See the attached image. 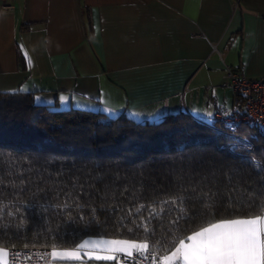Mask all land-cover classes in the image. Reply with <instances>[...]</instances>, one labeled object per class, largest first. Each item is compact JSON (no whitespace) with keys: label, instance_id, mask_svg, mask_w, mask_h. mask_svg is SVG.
I'll return each instance as SVG.
<instances>
[{"label":"trees","instance_id":"obj_1","mask_svg":"<svg viewBox=\"0 0 264 264\" xmlns=\"http://www.w3.org/2000/svg\"><path fill=\"white\" fill-rule=\"evenodd\" d=\"M239 125L186 111L139 120L0 92V247L105 237L161 257L209 223L258 214L264 131L251 126L245 143Z\"/></svg>","mask_w":264,"mask_h":264},{"label":"crops","instance_id":"obj_2","mask_svg":"<svg viewBox=\"0 0 264 264\" xmlns=\"http://www.w3.org/2000/svg\"><path fill=\"white\" fill-rule=\"evenodd\" d=\"M9 3L0 6V92H33L39 104L124 111L139 120L186 111L215 123L218 112L229 115L242 104L227 68L264 76V0ZM101 239L121 240H84ZM85 253L105 254L89 245L79 260L48 264H116L126 252L111 260ZM0 264L12 263L7 255Z\"/></svg>","mask_w":264,"mask_h":264},{"label":"snow or ice","instance_id":"obj_3","mask_svg":"<svg viewBox=\"0 0 264 264\" xmlns=\"http://www.w3.org/2000/svg\"><path fill=\"white\" fill-rule=\"evenodd\" d=\"M186 240H181L175 251L163 257L164 264H264V205L260 206L258 214L248 218L209 223L187 236ZM89 245L103 246L104 255L85 253L96 260H111L115 252L131 255L133 248H148L146 243L128 240H83L70 249L58 250L53 246L51 257L79 260L81 250ZM7 255V250L0 248V260Z\"/></svg>","mask_w":264,"mask_h":264},{"label":"built area","instance_id":"obj_4","mask_svg":"<svg viewBox=\"0 0 264 264\" xmlns=\"http://www.w3.org/2000/svg\"><path fill=\"white\" fill-rule=\"evenodd\" d=\"M3 9L11 8L9 0H0ZM232 90L241 97L242 104L232 114L224 115L218 112L216 121H221L230 129L246 123L264 131V76L249 79L239 75L234 69L227 68ZM247 143V140H242ZM8 260L13 264H45L51 259V253L39 247L7 249ZM116 264H163L161 257L152 249H136L128 253H121Z\"/></svg>","mask_w":264,"mask_h":264},{"label":"rangeland","instance_id":"obj_5","mask_svg":"<svg viewBox=\"0 0 264 264\" xmlns=\"http://www.w3.org/2000/svg\"><path fill=\"white\" fill-rule=\"evenodd\" d=\"M257 132V128H254V127H251L250 125L246 124V123H242L238 126V130L236 132V134L243 140H247V139H250V137L255 134ZM36 247H39L43 250H46L48 251L49 253H51L52 251V248L50 247H40V246H36ZM76 247V246H75ZM70 248H74V247H70ZM59 249V248H58ZM7 250V249H6ZM136 250V249H134ZM133 250V251H134ZM8 252V251H7ZM128 253V252H126ZM118 258V257H117ZM52 259V257H51ZM51 259L49 260V262L51 261ZM9 261V260H8ZM10 262V261H9ZM49 262L45 263V264H48ZM11 263V262H10ZM13 264V263H12Z\"/></svg>","mask_w":264,"mask_h":264}]
</instances>
